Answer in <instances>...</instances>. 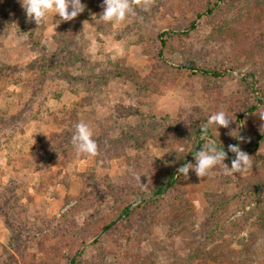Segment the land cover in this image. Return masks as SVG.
<instances>
[{"label": "rangeland", "instance_id": "obj_1", "mask_svg": "<svg viewBox=\"0 0 264 264\" xmlns=\"http://www.w3.org/2000/svg\"><path fill=\"white\" fill-rule=\"evenodd\" d=\"M81 2L85 10L73 20L49 13L37 26L28 21L20 0H0V264H24L22 258L26 264H68L69 256L78 257L76 264H107L114 255L143 249L155 253L157 264H234L206 258L205 252L216 248L238 254L262 241L264 139L257 135L264 119L246 114L238 122L232 118L237 105L214 97L216 91L231 99L242 93L239 78L255 63L231 71L218 83L186 69L172 81L166 76L155 81L160 64L150 36L181 29L184 13H193L188 1H178L180 8L174 10L176 1L154 0L149 10L136 7L135 16L116 23L100 18L103 0ZM59 24L76 29L73 43L58 41ZM210 31L201 22L189 39L175 44L169 59L178 64L189 57L207 65L215 62L216 51L204 47ZM117 67L153 84L138 90L128 75L114 73ZM70 108H79L78 123H87L94 135L103 132L102 139L118 149L109 163L87 154L69 155L67 161L60 156L48 164L38 161L44 142L69 125ZM221 110L231 115V123L228 128L212 126V140L227 147L236 142L249 154L251 166L243 174L226 175L221 166L205 178L189 171L177 182L179 193L170 190L158 213L116 235L86 238L87 228L119 221L125 184L152 185L156 175L174 168L177 179L192 123ZM101 122L108 127L101 129ZM188 161L195 164L193 153ZM140 174L141 182L135 179ZM80 198L88 203L72 215L73 233L62 237V231L53 229L63 226L60 215ZM242 206L259 211L245 226L220 234L218 224L241 216ZM48 246L53 250L47 251ZM192 251L200 255L191 257ZM246 264H264V259Z\"/></svg>", "mask_w": 264, "mask_h": 264}, {"label": "trees", "instance_id": "obj_2", "mask_svg": "<svg viewBox=\"0 0 264 264\" xmlns=\"http://www.w3.org/2000/svg\"><path fill=\"white\" fill-rule=\"evenodd\" d=\"M174 1H176L175 3L177 6L174 4L175 8L173 7V9L178 10L180 8V3L178 1L180 0ZM185 1H188L193 13L191 15L184 13L182 28H170L150 36L152 41L156 42L157 47L153 53L158 57L160 64L159 70L154 73L155 75L158 72V74L155 75V81L161 79L163 76H166L168 80L172 81L174 75L181 73L182 69H186L193 75H199L208 81H211V83H218L227 75H230L231 71L241 68L247 63L253 62L255 65L253 64V66L239 78L242 86V93L231 99L224 96L221 91H216L217 97L214 98L217 102L230 101L231 105H237L238 109L232 118L238 122L247 116L256 115L257 113L264 111V83L262 82L264 76V0H248V4L245 3L244 0L243 3L242 0ZM233 7L237 8L235 14L233 13ZM10 14L11 12L8 13V15ZM4 19L8 23L7 26H10L11 22H8V17H5ZM201 22L207 23L211 27L209 35L204 39V47L207 50L214 51L213 53L216 51L218 54L217 60L215 62H210L208 65L193 57L186 59L184 64H178L173 62V60H170L168 54H174L175 44L184 43L189 39L192 34L197 31ZM244 25L248 27H244ZM55 30L58 41L62 44H70L72 42L71 40H74L75 38L76 29L72 26L59 24L56 26ZM227 47L229 50L225 52V48ZM259 56L262 58L261 61L257 60ZM114 73H118L120 76L128 75L136 84L138 90L141 88L143 91L148 90V86L150 87V85L153 84L152 79L142 81L137 74L123 72L121 67L119 69L117 67V69L114 70ZM87 102L88 104L91 103L88 99ZM78 105L81 107L83 104L79 103ZM78 111L79 108H70L67 110L66 114L69 118V125L61 131L52 133L50 138L44 142L42 150L38 153V161H40V158L43 160L40 163L45 161L47 164L49 162H58L60 156L64 157V159H66L65 161H67L71 158L69 155L77 154L71 143V139L75 132L74 126L78 123ZM134 111L135 112H130V114L137 113V110ZM212 114L213 113L203 115L192 123L191 128L193 131L191 137L186 140L187 146L182 153L180 165L184 160L185 164L189 163V156L200 150L203 143L212 140L211 127L207 131V136L209 135V137H206L202 128V125L207 123L208 118ZM99 127L104 130L108 126H103L101 122ZM100 133L94 135V139L99 146L98 154L95 156L106 165L109 163L110 158L117 153L118 149L112 148L106 140L102 139L104 135L103 132ZM257 137L258 139H264V128L259 130ZM235 144L237 145L236 142ZM216 146L218 149L224 148L228 153L225 163L231 167V161L235 158V154L230 152L228 147L222 143L216 142ZM175 170L176 168L172 169L166 175H156V179L152 185H147L143 182V184L133 183L131 184L132 186L125 184L121 190L123 197L121 198L122 211L119 216V221H108L103 223L101 227L96 226L90 230L87 228L86 238L92 239L95 236L116 235L120 233L123 228L130 227L134 223L140 222L143 217H150L151 215L158 213L161 207H163V200L167 197L170 190H175V192L179 193V191H177V182L181 179L180 177L183 176V174H180L176 179ZM190 172L192 174L194 173L192 170H190ZM81 175L83 177L89 176L87 174L85 175V173ZM252 194L256 195L255 190H252ZM87 199L89 200L90 198L87 197ZM88 200L80 198L76 204L70 206L59 217L61 225L64 227H54L53 230L58 232V234L62 231V237H65L67 233H73L70 232L73 226L72 215H74V212L78 211V209H82L87 205ZM263 204L264 202L260 201L261 207L259 208H263ZM241 208L244 211L241 216L228 222L223 220L218 224V231L220 234L228 232L232 233L236 231L237 227L245 226L248 217H250V215L254 216L259 211L257 206H254L249 210H245L244 206ZM5 223L8 228L13 227L8 219L5 220ZM261 238L262 241L260 242V245L258 244L255 246L253 250H248L246 252L245 250H242L238 254H231L223 249L212 248L205 252V255L206 258L208 257L217 262L230 260L234 261V264H246L252 259H264V236ZM53 239H55L54 236ZM48 247L50 248L47 251L50 249L53 250L51 246ZM195 255L200 254L195 251L190 253L191 257H194ZM1 258H5V255H1ZM77 258L78 257L72 258V256H69L68 264H76ZM22 261L26 264L23 258ZM43 264L47 263L44 262ZM107 264H157V261L153 251L143 249L138 252H127L114 255L109 259Z\"/></svg>", "mask_w": 264, "mask_h": 264}, {"label": "clouds", "instance_id": "obj_3", "mask_svg": "<svg viewBox=\"0 0 264 264\" xmlns=\"http://www.w3.org/2000/svg\"><path fill=\"white\" fill-rule=\"evenodd\" d=\"M153 2L154 0H103V11L100 18L105 22H123L127 17L136 15V7L147 11ZM20 3L26 12L28 21H35L37 26L47 21L49 13H55L62 21H71L81 14L86 7L81 0H20ZM85 26L86 21L84 28ZM257 114L261 119H264V111ZM230 117L231 115L222 110L212 114L207 123L202 125L206 137L208 129L212 126L217 129L221 126L228 128L231 123ZM74 127L75 132L71 143L77 154L97 155L99 146L94 139V132L91 127L83 121ZM229 134L235 135L233 132ZM228 150L235 154V158L231 161V167L225 163L228 153L224 148L218 149L216 141L209 140L207 143H203L202 148L194 154L195 164L191 162L184 164L178 169V173L187 178L189 171L194 170L198 177L205 178L211 174L213 168L221 166L226 175L243 174L251 166V157L236 144L228 145ZM141 175H137L135 179L141 182Z\"/></svg>", "mask_w": 264, "mask_h": 264}]
</instances>
